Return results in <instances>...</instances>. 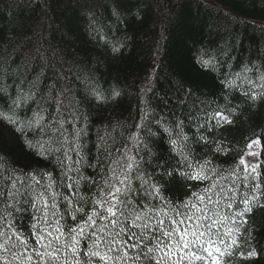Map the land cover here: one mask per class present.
<instances>
[{
  "label": "snow or ice",
  "instance_id": "6c2138e0",
  "mask_svg": "<svg viewBox=\"0 0 264 264\" xmlns=\"http://www.w3.org/2000/svg\"><path fill=\"white\" fill-rule=\"evenodd\" d=\"M129 2L111 0L110 16L120 19ZM110 51L122 54L123 47L113 44ZM218 51L223 60L205 59L209 52L201 47L191 62L221 73L223 106L216 99H190L191 89L165 92L153 87L154 80L138 97L135 131L126 138L121 132L120 140L111 121L91 138L89 117L71 87L57 82L38 95L35 85L25 91L17 83L10 64L0 69L6 78L0 103L11 112L0 116L22 149L53 167L26 171L0 146V264H235L256 258L253 237L241 239V228L253 205L264 207V159L250 143L245 155L253 159L242 156L225 169L198 155L196 146L209 143L214 127L233 123L225 115L239 109L229 107L233 93L249 106L264 102V54L257 50L255 62L240 61L233 74V66L226 67L230 53ZM163 56H169L167 48ZM90 94L97 104L119 103L122 96L116 85L107 95L99 89ZM215 151L227 150L217 143ZM173 181L206 183L176 199L166 194Z\"/></svg>",
  "mask_w": 264,
  "mask_h": 264
},
{
  "label": "trees",
  "instance_id": "16d2710c",
  "mask_svg": "<svg viewBox=\"0 0 264 264\" xmlns=\"http://www.w3.org/2000/svg\"><path fill=\"white\" fill-rule=\"evenodd\" d=\"M138 4L130 0L116 19L109 14L111 0H2L0 69L10 64L18 73L17 83L22 81L25 91L35 85L41 90L38 95L46 96L57 82L71 87L74 99L89 117L91 138L96 139L97 128L103 134V124L111 121L117 125L114 135L120 140L121 132L126 138L135 131L140 119L138 97H144V89L154 80L153 87L159 84L165 92L191 89L190 99H216L223 106L221 73L215 67L206 71L191 62L201 47L208 49L205 59L211 57L214 63L224 59L219 49L230 53L226 67L233 66V74L240 70V61L247 63L252 58L255 62L257 50L264 54V0H138ZM113 44L123 47L122 54L111 53ZM165 48L168 57L163 56ZM5 79L0 75V81ZM111 85L122 93L119 103L97 104L92 90L107 95ZM233 95L229 107L238 104L239 109L225 112L233 123L214 127L207 133L209 143L196 146L198 155L225 169L245 156L250 143L264 159V102L249 106L238 92ZM0 112L11 115L2 103ZM217 143L226 154L215 151ZM0 146L10 151L16 167L53 170L49 161L19 146L17 134L4 116H0ZM159 150L166 153L163 142ZM205 183L173 181L166 194L184 199ZM246 219L241 239L251 235L259 254L235 264H264V207L253 205Z\"/></svg>",
  "mask_w": 264,
  "mask_h": 264
},
{
  "label": "rangeland",
  "instance_id": "374dc122",
  "mask_svg": "<svg viewBox=\"0 0 264 264\" xmlns=\"http://www.w3.org/2000/svg\"><path fill=\"white\" fill-rule=\"evenodd\" d=\"M2 0H0V2H1ZM257 146L255 145V144H252V148H251V151H255V152H257L258 153V151H257V148H256ZM250 149L248 148V150L246 151V153L249 151ZM244 158L245 159H247V160H252L253 159V157H251V156H244Z\"/></svg>",
  "mask_w": 264,
  "mask_h": 264
}]
</instances>
